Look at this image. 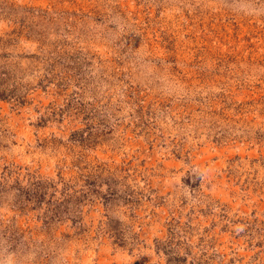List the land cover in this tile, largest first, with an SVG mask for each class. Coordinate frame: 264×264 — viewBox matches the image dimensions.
I'll return each instance as SVG.
<instances>
[{
  "label": "rangeland",
  "instance_id": "rangeland-1",
  "mask_svg": "<svg viewBox=\"0 0 264 264\" xmlns=\"http://www.w3.org/2000/svg\"><path fill=\"white\" fill-rule=\"evenodd\" d=\"M0 261L264 264V18L0 0Z\"/></svg>",
  "mask_w": 264,
  "mask_h": 264
},
{
  "label": "clouds",
  "instance_id": "clouds-1",
  "mask_svg": "<svg viewBox=\"0 0 264 264\" xmlns=\"http://www.w3.org/2000/svg\"><path fill=\"white\" fill-rule=\"evenodd\" d=\"M221 3L236 14L264 18V0H236L235 3L221 0ZM0 264L3 262L0 261Z\"/></svg>",
  "mask_w": 264,
  "mask_h": 264
}]
</instances>
